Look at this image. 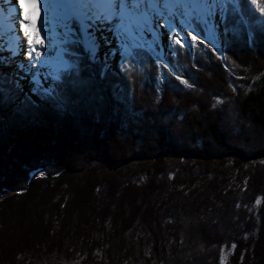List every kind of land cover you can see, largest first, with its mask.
Listing matches in <instances>:
<instances>
[{"label": "trees", "instance_id": "trees-1", "mask_svg": "<svg viewBox=\"0 0 264 264\" xmlns=\"http://www.w3.org/2000/svg\"><path fill=\"white\" fill-rule=\"evenodd\" d=\"M190 39L119 57L121 108L0 111V264H264V37Z\"/></svg>", "mask_w": 264, "mask_h": 264}, {"label": "snow or ice", "instance_id": "snow-or-ice-1", "mask_svg": "<svg viewBox=\"0 0 264 264\" xmlns=\"http://www.w3.org/2000/svg\"><path fill=\"white\" fill-rule=\"evenodd\" d=\"M37 3H42L46 11L56 16L53 30L45 27L40 31L50 33L45 39L56 53L59 68L51 77L53 87L41 91L60 111L94 105L104 108L108 106V99L117 108L123 106L120 93L107 71L112 48H107L101 61V38L97 37V32L111 34V37H102L104 46L111 45L112 38L118 42L116 51L122 61H140L151 51L157 42L155 29L158 25L167 29L170 44L184 47L183 40L190 37L189 44L195 46L198 42L207 49V39L212 42L214 54L222 51L217 47V40L220 43L235 42L242 31H247L250 38L254 32L264 37V19H261L264 18V7L259 8L260 18H257L254 9L257 0H37ZM14 4L8 9L13 16L23 7L21 0H14ZM26 22L30 23L22 16L18 28L23 29ZM55 28L60 31L55 32ZM179 33H186V36ZM27 35V32L23 33L24 37ZM146 36H151V40H146ZM0 39H3L2 35ZM40 45L41 49L45 48L43 41ZM76 48H80L83 55L75 51ZM2 51L4 47L0 45ZM7 51V57L0 55V111L18 104L19 84L3 71L5 65H12L13 57H28L21 65L28 72L49 63L47 53L42 55L30 39L27 48L19 38L10 41ZM156 59L159 61V57ZM164 66L168 65L165 63ZM176 79L186 83L179 76Z\"/></svg>", "mask_w": 264, "mask_h": 264}, {"label": "bare ground", "instance_id": "bare-ground-1", "mask_svg": "<svg viewBox=\"0 0 264 264\" xmlns=\"http://www.w3.org/2000/svg\"><path fill=\"white\" fill-rule=\"evenodd\" d=\"M0 2H1L0 3V35L3 36V39H0V45H3V47L6 45L8 46V43L10 41H15V39L19 38L24 41V48H27V40L29 39L34 42V46L36 48L37 47L41 48L40 42L46 40L45 37L49 36L50 33L42 32L40 30L44 29L45 27L49 28L50 30H53L54 25L56 23L55 13L46 11L43 8L42 3L38 5L37 0H21L23 7L19 9V13L13 16L9 14L8 9L15 6L14 0H8L5 7H3L2 5V1ZM22 16H26L28 21H30V23L26 22V26L23 29H19L18 23H19V19H21ZM45 20L48 21L47 24L45 23ZM58 29L59 28H55L54 31H57ZM37 31H39V33ZM156 31H157V42L156 44H153L155 47L161 46V35L164 33L163 27L157 28ZM17 32L19 33L18 37H17ZM24 32L28 33L27 37L23 36ZM104 34L105 32H102L101 36L102 37L105 36ZM166 36L168 35L164 34L165 39ZM145 38L151 40V36H146ZM0 55L7 57L8 51L7 52L5 51L4 53L2 51L0 52ZM27 59L28 58L26 57L23 58L20 57L19 59L17 57H13L12 65L11 66L5 65L4 69H6V71L14 75H19L18 68H20L22 70V74H26L29 76L27 81H29V83L32 84L34 81L40 78V76L43 73V69H45V67L43 65L36 66L32 72H28L25 70V68L21 67V65ZM48 60H49V65L51 66L56 65L58 62L56 60L53 61H51V59ZM13 64H15L14 67ZM46 70H47L46 74L50 75L51 71L48 69Z\"/></svg>", "mask_w": 264, "mask_h": 264}, {"label": "rangeland", "instance_id": "rangeland-1", "mask_svg": "<svg viewBox=\"0 0 264 264\" xmlns=\"http://www.w3.org/2000/svg\"><path fill=\"white\" fill-rule=\"evenodd\" d=\"M0 1H2V5H3V7H5V5H6V3L4 4V0H0ZM1 3V2H0ZM162 23V22H161ZM73 26L74 27H76V22H74V24H73ZM161 26H156V29L157 28H160ZM155 29V30H156ZM163 30H164V33L161 35V46H154V45H152V50L150 51V52H155V53H157V55H159V57H161V58H164V55H165V53L167 52V48H169L170 47V43H169V37L168 36H166V39L164 38V34H166V31H167V29H165V28H163ZM60 31V29H58L57 31H55V32H59ZM38 33H39V31H37ZM156 33H157V31H156ZM105 36H108V37H111V34L110 33H108L107 31H105V34H104ZM179 35L180 36H186V33H179ZM105 36H103V37H105ZM97 37L98 38H101V48H100V53H101V58H102V60H103V53L104 52H106L107 51V48L108 47H111L112 48V53H111V55H109L108 56V64H109V70H112V71H114V72H116V73H119L118 71V59H119V54H118V52L116 51V49L119 47V45H118V42L114 39V38H112V40H113V42H112V44L111 45H109V46H104L103 45V42H102V36H101V33L100 32H97ZM201 38H203V37H201ZM146 40H148L147 38H145ZM189 39V37H187L186 39H184L183 40V42L184 41H186V40H188ZM205 40H207V39H205ZM207 41H209V40H207ZM44 42V44H45V48L44 49H41V48H38L39 50H41V52H42V55L43 54H45V53H47V56H46V59H51V61H53V60H56L55 59V57H56V53H55V51L52 49V47L50 46V44H49V41L48 40H44L43 41ZM210 42V41H209ZM210 43H212V42H210ZM222 44L223 43H220L219 42V40H217V47H222ZM191 50V49H190ZM7 52V45L6 46H4V51H3V53L4 52ZM221 53V52H220ZM21 58H23V56H20ZM20 57H17L18 59L20 58ZM26 58H28V57H26ZM24 60V59H23ZM101 60V61H102ZM15 66V64H13V67ZM40 66V65H39ZM44 67H45V69H43V73H42V75L40 76V78L39 79H37L36 81H34L32 84L31 83H29V81H27V79H28V75H26V74H22V70L20 69V68H18L19 69V71H18V74L19 75H14V74H12V73H10V72H8V71H6V69H4V67H3V71H4V73L5 74H10L11 76H12V78L14 77V78H16V79H14V81L15 82H17L18 84H19V90L22 92V93H25L33 102H37V97L35 98L32 94H31V91H38L40 88H44V89H46V88H48V87H50L51 86V83H52V79H51V77H52V75L54 74V73H56L57 72V70H58V68H59V62H57V64L56 65H53V66H51V65H49V63L48 64H45V65H43ZM7 67V66H6ZM46 69H48V70H50L51 71V74L49 75V74H46ZM186 69H188L187 67H186ZM186 71H188V70H186ZM36 72V71H35ZM20 73H21V75H20ZM159 72H158V74L157 75H154L155 76V78H156V80L157 79H159ZM45 169V168H44ZM38 170V169H37ZM36 171V170H35ZM47 171V170H46ZM48 172V171H47ZM48 174H49V172H48ZM42 176H44V177H46L44 174H40L39 176H37V177H42ZM47 178H49V177H47ZM29 184H27L26 186H28ZM226 256H227V254H226V252H223V254H222V257H221V264H224V262H225V260H226Z\"/></svg>", "mask_w": 264, "mask_h": 264}, {"label": "water", "instance_id": "water-1", "mask_svg": "<svg viewBox=\"0 0 264 264\" xmlns=\"http://www.w3.org/2000/svg\"><path fill=\"white\" fill-rule=\"evenodd\" d=\"M40 174H44L46 177L53 178V179H55V178L57 177V176H54V177L50 176V175L48 174V172L46 171V169H44V168H40V169H38V170H36V171H34V172L31 173L30 181L32 180V178L37 177V176H39ZM30 181H29V183H30ZM29 183H28V184H29Z\"/></svg>", "mask_w": 264, "mask_h": 264}]
</instances>
